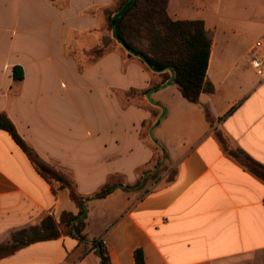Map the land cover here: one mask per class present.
Instances as JSON below:
<instances>
[{
  "label": "crops",
  "instance_id": "crops-1",
  "mask_svg": "<svg viewBox=\"0 0 264 264\" xmlns=\"http://www.w3.org/2000/svg\"><path fill=\"white\" fill-rule=\"evenodd\" d=\"M118 0H0V113L39 158L90 196L85 235L110 264H264V0H169L173 20H200L212 44L197 104L108 36ZM23 74L22 80L14 78ZM209 115V117H208ZM161 174L158 178L157 174ZM156 175L150 182L149 176ZM76 214L70 189L48 180L0 129V245L52 215ZM94 264L70 236L37 242L0 264Z\"/></svg>",
  "mask_w": 264,
  "mask_h": 264
},
{
  "label": "trees",
  "instance_id": "trees-1",
  "mask_svg": "<svg viewBox=\"0 0 264 264\" xmlns=\"http://www.w3.org/2000/svg\"><path fill=\"white\" fill-rule=\"evenodd\" d=\"M168 3L169 0H118L111 10L106 11L110 32L99 50L107 48L111 41L119 43L114 37L112 26V20L115 18L119 44L125 46L130 56L138 58L149 70L161 75V82L153 83L149 89L141 92L149 94L174 84L185 99L197 104L201 93L208 90L206 72L212 38L200 20L171 19L167 11ZM17 70L14 69L16 71L14 78L22 80L23 74L17 75ZM0 129L12 136L42 176L70 189L71 199L78 208L76 214L65 211L59 219L48 215L39 225L13 232L9 243L0 245V259L37 242L70 236L79 243L91 245V249L100 258V264H110L109 253L103 241L99 239L89 241L84 233L88 218V203L106 198L118 188L124 190L140 188L145 177L142 176L132 185H124L120 182L107 183L92 195L84 197L76 191L72 180L39 158L19 135L15 125L5 113H0ZM245 157L249 170L264 182V166L247 155ZM134 257L135 264H145L142 249H137Z\"/></svg>",
  "mask_w": 264,
  "mask_h": 264
},
{
  "label": "built area",
  "instance_id": "built-area-1",
  "mask_svg": "<svg viewBox=\"0 0 264 264\" xmlns=\"http://www.w3.org/2000/svg\"><path fill=\"white\" fill-rule=\"evenodd\" d=\"M254 50L258 52L259 54L264 53V39H260L256 41L254 45Z\"/></svg>",
  "mask_w": 264,
  "mask_h": 264
},
{
  "label": "rangeland",
  "instance_id": "rangeland-1",
  "mask_svg": "<svg viewBox=\"0 0 264 264\" xmlns=\"http://www.w3.org/2000/svg\"><path fill=\"white\" fill-rule=\"evenodd\" d=\"M106 26H107V30L109 31V27H108L109 25H108V22L106 23ZM109 32H110V31H109ZM108 35H109V34H108ZM160 175H161V174L159 173V174H157V177H156V175L153 176V177L149 176L147 180H148L149 182H150V180L153 181L154 179L158 178ZM155 177H156V178H155ZM93 257H94V256H92V254H91L90 256L87 257V260H88V263H89V264H94V262H93V260H92Z\"/></svg>",
  "mask_w": 264,
  "mask_h": 264
},
{
  "label": "water",
  "instance_id": "water-1",
  "mask_svg": "<svg viewBox=\"0 0 264 264\" xmlns=\"http://www.w3.org/2000/svg\"><path fill=\"white\" fill-rule=\"evenodd\" d=\"M112 26H113L114 37L120 43V38L116 33V20H115V18H113V20H112ZM121 45H122V47H124V49H126L122 43H121Z\"/></svg>",
  "mask_w": 264,
  "mask_h": 264
}]
</instances>
